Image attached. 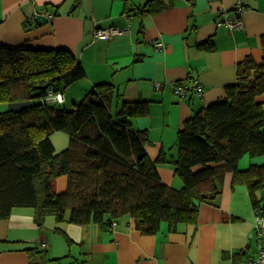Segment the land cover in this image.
<instances>
[{
	"label": "crops",
	"instance_id": "1",
	"mask_svg": "<svg viewBox=\"0 0 264 264\" xmlns=\"http://www.w3.org/2000/svg\"><path fill=\"white\" fill-rule=\"evenodd\" d=\"M146 1L80 0L75 6L73 0H0V43L69 48L86 73L75 82L80 94L105 81L118 95L115 108L146 102L147 113L131 117V125L147 131L151 159L161 151L169 159L184 121L224 96L246 57L261 60L264 0H176L158 12L141 14ZM238 3L242 10H236ZM237 17L240 28L217 24ZM30 21L35 25L25 28ZM107 26L124 32L108 40L93 38L96 27ZM191 77L200 80L202 96H176L172 84ZM155 81L162 86L156 88ZM67 88L61 104L71 107ZM54 136L65 143L66 135H50L57 152ZM258 156L243 157L238 168L264 164ZM157 169L163 182L182 186L170 163H157ZM65 186L64 175L55 179L57 192ZM108 218L76 224L67 210L62 221L46 216L39 225L33 208L15 207L7 217L0 216V264H235L255 254L253 205L245 184H232L231 172L223 177L215 200L199 205L196 223H179L173 232L162 222L155 233L142 234L129 214Z\"/></svg>",
	"mask_w": 264,
	"mask_h": 264
},
{
	"label": "trees",
	"instance_id": "2",
	"mask_svg": "<svg viewBox=\"0 0 264 264\" xmlns=\"http://www.w3.org/2000/svg\"><path fill=\"white\" fill-rule=\"evenodd\" d=\"M80 5V0H73ZM176 0H147L141 14H153ZM39 24V21H34ZM30 21L25 28L35 25ZM206 48L211 44L206 43ZM261 60L246 57L223 97L198 109L177 131L175 149L151 159L147 131L130 118L147 113V103L123 102L113 84L101 81L67 108L44 99L85 77L79 59L67 47H31L0 43V216L15 207H31L40 225L46 216L76 224L108 222L129 214L142 234L162 222L173 232L179 223H196L199 205L213 202L227 172L232 184H245L253 208L264 200V164L239 169L244 156L264 154V35ZM29 101L19 111L7 103ZM65 133L68 145L55 151L50 135ZM168 162L182 180L163 182L157 163ZM66 176L62 192L54 188ZM197 200V204H194Z\"/></svg>",
	"mask_w": 264,
	"mask_h": 264
},
{
	"label": "built area",
	"instance_id": "3",
	"mask_svg": "<svg viewBox=\"0 0 264 264\" xmlns=\"http://www.w3.org/2000/svg\"><path fill=\"white\" fill-rule=\"evenodd\" d=\"M236 10H242L241 4H236ZM42 14L50 18L51 14L42 12ZM218 25L224 24L228 28H240L242 27V22L240 18H234L230 21L218 22ZM124 30L117 26H107V27H96L92 36L94 39L108 40L120 34H123ZM156 47H161L160 42H155ZM156 88L162 86L161 82H154ZM172 92L179 97H186L189 94L194 93L197 96H202L203 86L197 77H191L185 80L176 81L172 84ZM47 102H63L62 93H54L49 90L48 95L44 99ZM254 211V232H255V254L245 260H240L235 264H264V200L259 204V206L253 208ZM41 248H47V242L41 243Z\"/></svg>",
	"mask_w": 264,
	"mask_h": 264
},
{
	"label": "rangeland",
	"instance_id": "4",
	"mask_svg": "<svg viewBox=\"0 0 264 264\" xmlns=\"http://www.w3.org/2000/svg\"><path fill=\"white\" fill-rule=\"evenodd\" d=\"M79 81V80H78ZM77 82V81H76ZM156 82V81H155ZM65 91V90H64ZM67 91L68 92H70V93H72L71 94V97H70V100H68L69 102H76V101H79L82 97H83V95L85 94V92H83V93H81L80 94V90H78V87H77V84L74 82V83H72V84H70V86H68V88H67ZM66 92V91H65ZM73 94H75V95H73ZM79 94H80V96H79ZM79 96V97H78ZM68 102V103H69ZM70 105H71V103H69V104H67V102L65 103V106L67 107V108H69L70 107ZM3 107H4V105L2 104V103H0V110H2L3 109ZM66 135V134H65ZM55 137L56 136H54L53 137V139L55 140V142H56V147L59 149V151H60V149L63 147V145L66 143H68V137H67V135L65 136V143H63V141H61V140H59V139H55ZM59 137H61V135L59 136ZM62 150V149H61ZM258 157H264V154H262V155H259ZM244 158H250V156H244ZM249 161H246V167L250 164V163H248ZM160 166V165H159ZM159 173V172H158ZM163 175V173L161 174V176ZM160 176V175H159ZM65 178H66V176H65ZM170 185V184H169ZM66 186H67V178H66ZM66 186H65V188L63 189V190H65L66 189Z\"/></svg>",
	"mask_w": 264,
	"mask_h": 264
},
{
	"label": "water",
	"instance_id": "5",
	"mask_svg": "<svg viewBox=\"0 0 264 264\" xmlns=\"http://www.w3.org/2000/svg\"><path fill=\"white\" fill-rule=\"evenodd\" d=\"M29 103V101H17V102H9L7 103V108L14 110V111H19L22 108H24L27 104ZM194 204H197V200L193 201Z\"/></svg>",
	"mask_w": 264,
	"mask_h": 264
}]
</instances>
